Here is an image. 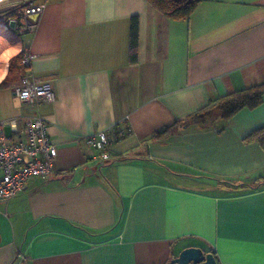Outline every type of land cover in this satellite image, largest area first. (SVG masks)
I'll return each mask as SVG.
<instances>
[{"label":"crops","instance_id":"obj_1","mask_svg":"<svg viewBox=\"0 0 264 264\" xmlns=\"http://www.w3.org/2000/svg\"><path fill=\"white\" fill-rule=\"evenodd\" d=\"M41 4L20 34L5 25L19 49L0 83L23 50L32 58L18 78L50 81L55 99L22 102L12 82L0 87V121L44 117L56 156L49 177L0 200V264H165L190 246L211 248L218 264H264V186H252L264 181V148L246 138L264 126V95L220 131L187 121L152 136L264 83V0H200L181 20L147 0ZM122 127L110 161L86 144Z\"/></svg>","mask_w":264,"mask_h":264},{"label":"built area","instance_id":"obj_2","mask_svg":"<svg viewBox=\"0 0 264 264\" xmlns=\"http://www.w3.org/2000/svg\"><path fill=\"white\" fill-rule=\"evenodd\" d=\"M43 4L28 6L23 11L34 13ZM23 20L20 28L25 29ZM30 55H24L21 63L28 67ZM14 96L22 102L41 104L55 99L54 87L50 81H37L29 74L21 77L20 83L13 88ZM6 128L10 134L6 133ZM128 127L115 129L109 134L105 130L91 133L85 138L86 144L96 150L102 161H110L113 156L110 146L122 139L130 131ZM56 149L48 133V121L42 116L27 119L19 128L14 119L0 121V200L7 201L24 190L26 182L32 177L45 179L53 173L52 161Z\"/></svg>","mask_w":264,"mask_h":264},{"label":"trees","instance_id":"obj_3","mask_svg":"<svg viewBox=\"0 0 264 264\" xmlns=\"http://www.w3.org/2000/svg\"><path fill=\"white\" fill-rule=\"evenodd\" d=\"M148 3L164 14L166 17L174 20L186 19L192 13L196 5L200 0H147ZM26 6H29L28 4ZM17 9V8H15ZM15 9L8 10L6 13L7 21L10 19H16L18 24H22L23 16L21 12ZM22 11V9H21ZM138 45V18L137 16H132L130 18V29H129V61L130 63H135L137 61V46ZM23 50L20 51L16 56L11 58L9 65V72L6 79L0 83V87L7 86L12 82L15 84L20 83L19 72L21 69V59L24 56ZM17 77V78H16ZM264 95V83L254 85L252 87L228 93L222 97L210 101L205 107L199 109L198 111L188 115L185 121H176L171 125L165 126L160 130L153 133V137L159 139L163 137L171 128L176 125L183 124L188 121V123L196 124L202 127L213 126L216 122H222L218 130H222L223 123H227V120L234 115L241 108H253L256 107ZM214 111L215 114L210 119H208V112ZM210 114V113H209ZM246 138H256L260 143L262 148H264V126L258 127L251 131ZM261 182V181H260ZM252 185V184H251ZM249 185V186H251ZM254 188H259L264 186V181L252 185ZM251 186V187H252ZM205 252H211L216 259L218 264L217 256L211 248L203 249Z\"/></svg>","mask_w":264,"mask_h":264},{"label":"water","instance_id":"obj_4","mask_svg":"<svg viewBox=\"0 0 264 264\" xmlns=\"http://www.w3.org/2000/svg\"><path fill=\"white\" fill-rule=\"evenodd\" d=\"M37 18L38 15L35 13H27L23 16V20L28 26L34 25ZM16 23V19H10L7 26L13 29ZM165 264H217V262L211 252H205L200 247L190 246L182 249L176 257Z\"/></svg>","mask_w":264,"mask_h":264},{"label":"bare ground","instance_id":"obj_5","mask_svg":"<svg viewBox=\"0 0 264 264\" xmlns=\"http://www.w3.org/2000/svg\"><path fill=\"white\" fill-rule=\"evenodd\" d=\"M19 49V43L5 25L0 24V80L3 78L7 59Z\"/></svg>","mask_w":264,"mask_h":264},{"label":"rangeland","instance_id":"obj_6","mask_svg":"<svg viewBox=\"0 0 264 264\" xmlns=\"http://www.w3.org/2000/svg\"><path fill=\"white\" fill-rule=\"evenodd\" d=\"M40 2H42V0H0V23H4L3 25H6V26L8 25L5 22V20L7 21V18L5 16L1 15L6 10H11V9L17 8V9H15L16 11L22 9V11L20 10V12H23L25 10V8L28 7V6H26L27 4L30 6H37V5H40ZM22 31L23 30L21 28H17V29L13 30V32L16 34H20V32H22ZM207 114H208V116H207L208 119L206 121L209 122L210 119L215 114V112L214 111L212 112V110H210V112H208Z\"/></svg>","mask_w":264,"mask_h":264},{"label":"flooded vegetation","instance_id":"obj_7","mask_svg":"<svg viewBox=\"0 0 264 264\" xmlns=\"http://www.w3.org/2000/svg\"><path fill=\"white\" fill-rule=\"evenodd\" d=\"M6 16V15H5ZM17 21V20H16ZM5 22L8 24V21L5 20ZM17 28H20V25L18 24V21L16 23V26L13 28V29H17Z\"/></svg>","mask_w":264,"mask_h":264}]
</instances>
